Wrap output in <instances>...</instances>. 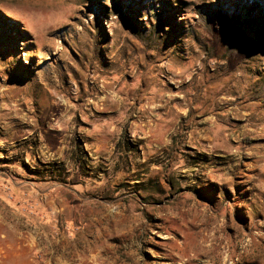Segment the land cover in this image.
Returning a JSON list of instances; mask_svg holds the SVG:
<instances>
[{
  "label": "rangeland",
  "instance_id": "1",
  "mask_svg": "<svg viewBox=\"0 0 264 264\" xmlns=\"http://www.w3.org/2000/svg\"><path fill=\"white\" fill-rule=\"evenodd\" d=\"M158 69L208 122L183 116L170 146L80 149L62 113ZM226 255L264 264V0H0V264Z\"/></svg>",
  "mask_w": 264,
  "mask_h": 264
},
{
  "label": "crops",
  "instance_id": "2",
  "mask_svg": "<svg viewBox=\"0 0 264 264\" xmlns=\"http://www.w3.org/2000/svg\"><path fill=\"white\" fill-rule=\"evenodd\" d=\"M171 67L175 78L186 73L183 69L181 73L176 72L173 64ZM195 73L194 71L188 73L190 77L188 79L196 75L194 79L201 82V78L212 75L209 70ZM162 75L164 73L161 69L152 72L148 70L140 76L114 75L113 84L108 87V91L100 94L99 103L96 106L89 108L85 101L87 98L82 96L80 102L73 103L76 105L74 109L69 108L67 112L62 113L64 114L63 120L68 125L65 130L70 128V131L75 130L78 137H82L80 140L83 142L79 143L78 147L86 154L92 155L95 160L100 157L104 158L107 153L110 155L115 153L114 156H117L115 148L122 145L154 147L179 143L174 137L183 116H185V121L189 122L201 117L199 122L204 124L208 122V118L203 113L193 115L180 109L177 106L179 96L169 91L166 87L167 81L161 77ZM185 103H188V99H185ZM207 130L210 131V128ZM218 136L217 140L223 142L222 134ZM209 138L212 139V137ZM198 139L192 141L197 143ZM43 147L54 155H60L64 149V146L58 148V142L55 140L44 144ZM49 226L48 224L44 228L47 230ZM52 251L54 256L58 255L57 260L61 263L64 258L63 254L58 249H52Z\"/></svg>",
  "mask_w": 264,
  "mask_h": 264
},
{
  "label": "bare ground",
  "instance_id": "3",
  "mask_svg": "<svg viewBox=\"0 0 264 264\" xmlns=\"http://www.w3.org/2000/svg\"><path fill=\"white\" fill-rule=\"evenodd\" d=\"M223 247V246H222ZM250 252H249V249L247 248V249H245V251H244V253L243 254H249ZM240 255H242V254H240ZM228 259H229V257H228V255H226L225 257H224V259H223V263H225L226 264V262L228 261ZM238 260H241V256H240V258H238V259H236V261H238ZM237 262H231V264H236Z\"/></svg>",
  "mask_w": 264,
  "mask_h": 264
}]
</instances>
